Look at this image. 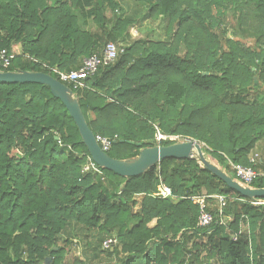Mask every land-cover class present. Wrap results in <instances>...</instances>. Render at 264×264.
<instances>
[{
    "label": "trees",
    "instance_id": "trees-1",
    "mask_svg": "<svg viewBox=\"0 0 264 264\" xmlns=\"http://www.w3.org/2000/svg\"><path fill=\"white\" fill-rule=\"evenodd\" d=\"M133 1L166 23L163 39L132 38L137 21L121 0H0V52L20 47L0 70L61 80L55 69L79 70L109 42L124 46L87 79L89 89L65 83L95 135L114 141L107 153L136 158L158 132L189 138L236 181L232 164L258 154L252 188L263 189L264 100L225 95L264 96V0ZM85 154L49 86L0 82V264H65L74 242L81 264H264V205L252 204L264 197L242 196L197 158H168L130 178L103 169V181L82 174ZM161 185L176 198L153 197ZM206 194L228 198L227 225L216 215L198 226L200 209L188 197ZM215 203L208 200L212 210ZM109 239L117 243L106 249Z\"/></svg>",
    "mask_w": 264,
    "mask_h": 264
},
{
    "label": "water",
    "instance_id": "water-1",
    "mask_svg": "<svg viewBox=\"0 0 264 264\" xmlns=\"http://www.w3.org/2000/svg\"><path fill=\"white\" fill-rule=\"evenodd\" d=\"M0 82L13 84L37 83L49 86L53 95L62 101L74 119L80 131L82 142L87 147L93 161L101 168L112 171L119 176L130 178L145 174L161 161L168 158H197L204 165L205 169L219 177L228 185L229 188L237 191L242 196L250 199L264 197V188L257 189L244 187L231 176L224 173L215 164L209 162L203 153L202 145L194 140L189 139L184 142H177L168 146L159 145L154 142L152 147L142 148L139 156L136 158L126 160L112 158L108 153L103 151L96 139L95 133L90 129L74 90L49 74L28 71H0ZM255 85H257V81H255ZM56 139L58 140L59 137H56ZM121 142L123 143L124 141ZM127 143L134 144L132 141H127ZM137 146L140 147L141 143H137ZM51 261V258H47L46 264H51Z\"/></svg>",
    "mask_w": 264,
    "mask_h": 264
},
{
    "label": "built area",
    "instance_id": "built-area-1",
    "mask_svg": "<svg viewBox=\"0 0 264 264\" xmlns=\"http://www.w3.org/2000/svg\"><path fill=\"white\" fill-rule=\"evenodd\" d=\"M124 52V48H119L116 43L109 42L105 48L97 53L90 55L85 58L82 66L79 70H73L70 72H61L55 69V72L59 74L60 81L63 83H68L76 89H89L87 84V79L95 76L99 69L102 66L113 63L117 60L119 54ZM18 53L14 52L12 54L7 53L6 51L0 52V69L7 70L12 61L16 58ZM1 71V70H0ZM3 72V71H2ZM96 139L104 152H109L113 147L114 141L103 136H96ZM179 137H167L158 132L156 136V143L162 145L163 141H177L179 142ZM86 162L82 168V174H87L89 172L99 176L105 181V176L103 168L98 166L92 159L90 154H85ZM260 158L258 154H255L250 158V165H241V164H232V170L235 173L237 181L244 187H252V184L259 176L258 171L256 170L257 165L259 164ZM155 198L159 199H175V195L170 187L161 185L158 189V192L152 195ZM186 198V197H185ZM191 201L198 205L200 209V215L198 217V226L202 228H207L215 222L216 215L219 217L220 225H227V219L224 216V209L228 202V198L223 195H202V196H192L188 197ZM209 199H214L217 202V205L213 208H210L208 204ZM253 205H264L262 200H254ZM234 241H237L238 235L233 237ZM117 243L114 239H109L104 243L106 249Z\"/></svg>",
    "mask_w": 264,
    "mask_h": 264
},
{
    "label": "rangeland",
    "instance_id": "rangeland-1",
    "mask_svg": "<svg viewBox=\"0 0 264 264\" xmlns=\"http://www.w3.org/2000/svg\"><path fill=\"white\" fill-rule=\"evenodd\" d=\"M121 3H122L123 14L133 18L135 20V22L137 21V23H135L132 26V28L130 29V32L132 33L133 38H135V39H138L140 37L145 38V36H146V37L151 38V39L160 40V39H163L165 37L166 23L160 22L158 20L150 19L148 16V11L145 9V7H143L144 6L143 4H139L133 0H121ZM138 29H140L139 30L140 36H138V33L136 32V31H138ZM122 47L124 48V46H122ZM237 97L243 99L245 102H247L249 104H253V103H256L258 101L264 100V96L262 98H260L259 96H256V95L247 96L243 93H236V94L228 93L225 95V98L231 99V100L236 99ZM179 138H180L178 140L179 142H184L186 140H189V138L188 139H183L181 137H179ZM205 157L209 162H211V163L214 162L215 164L217 163L215 160H213L207 154H205ZM137 198L139 201H141L143 198V195H140ZM216 204H217V202L215 203V205ZM140 207H141V205H140V203H138V205H137L136 209H134V211L137 212L138 210H140ZM154 224L155 223L151 224L150 226H153ZM75 244L78 246H75ZM80 257H82L81 244L74 242L73 247L69 251V254L66 258L65 264H81L80 263Z\"/></svg>",
    "mask_w": 264,
    "mask_h": 264
},
{
    "label": "crops",
    "instance_id": "crops-1",
    "mask_svg": "<svg viewBox=\"0 0 264 264\" xmlns=\"http://www.w3.org/2000/svg\"><path fill=\"white\" fill-rule=\"evenodd\" d=\"M139 30H140V29H138V31H136V32L138 33V36H140V35H139ZM130 33H131V32H130ZM131 36H132V33H131ZM145 37H146V36H145ZM132 38H133V36H132ZM134 39H135V38H134ZM14 52L19 53V52H20V47H15ZM6 72H9V71H6Z\"/></svg>",
    "mask_w": 264,
    "mask_h": 264
},
{
    "label": "clouds",
    "instance_id": "clouds-1",
    "mask_svg": "<svg viewBox=\"0 0 264 264\" xmlns=\"http://www.w3.org/2000/svg\"><path fill=\"white\" fill-rule=\"evenodd\" d=\"M177 143V142H176Z\"/></svg>",
    "mask_w": 264,
    "mask_h": 264
}]
</instances>
